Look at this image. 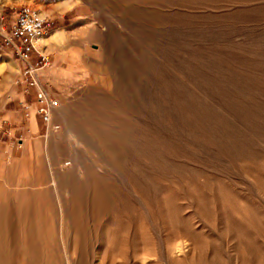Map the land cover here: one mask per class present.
I'll use <instances>...</instances> for the list:
<instances>
[{
    "label": "rangeland",
    "instance_id": "374dc122",
    "mask_svg": "<svg viewBox=\"0 0 264 264\" xmlns=\"http://www.w3.org/2000/svg\"><path fill=\"white\" fill-rule=\"evenodd\" d=\"M0 264H264V0H0Z\"/></svg>",
    "mask_w": 264,
    "mask_h": 264
},
{
    "label": "built area",
    "instance_id": "2783aa9c",
    "mask_svg": "<svg viewBox=\"0 0 264 264\" xmlns=\"http://www.w3.org/2000/svg\"><path fill=\"white\" fill-rule=\"evenodd\" d=\"M49 32V21L41 17L33 6L22 4L14 11L8 32L3 36L4 42L10 47L13 56L26 65L28 71L31 72L34 66L30 62V55L35 49V43L41 37L47 36ZM41 60L47 64L45 56H42ZM32 84H35V82H32ZM56 104L57 101L50 98L47 93L38 91L36 111L46 127L50 121L51 109Z\"/></svg>",
    "mask_w": 264,
    "mask_h": 264
},
{
    "label": "crops",
    "instance_id": "0c3cea01",
    "mask_svg": "<svg viewBox=\"0 0 264 264\" xmlns=\"http://www.w3.org/2000/svg\"><path fill=\"white\" fill-rule=\"evenodd\" d=\"M35 79H37L39 81V78L38 77H35ZM23 98V97H22ZM20 102V101H19ZM35 123H36V126L38 127V123L37 121L35 120Z\"/></svg>",
    "mask_w": 264,
    "mask_h": 264
},
{
    "label": "bare ground",
    "instance_id": "6f19581e",
    "mask_svg": "<svg viewBox=\"0 0 264 264\" xmlns=\"http://www.w3.org/2000/svg\"><path fill=\"white\" fill-rule=\"evenodd\" d=\"M43 38H44V37H41L40 39H43ZM40 39H39V40H40Z\"/></svg>",
    "mask_w": 264,
    "mask_h": 264
}]
</instances>
